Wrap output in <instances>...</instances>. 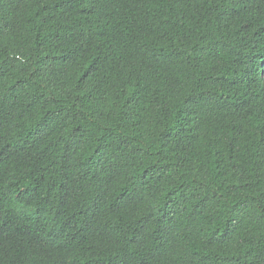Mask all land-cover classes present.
<instances>
[{
    "label": "trees",
    "instance_id": "obj_1",
    "mask_svg": "<svg viewBox=\"0 0 264 264\" xmlns=\"http://www.w3.org/2000/svg\"><path fill=\"white\" fill-rule=\"evenodd\" d=\"M0 264H264V0H0Z\"/></svg>",
    "mask_w": 264,
    "mask_h": 264
}]
</instances>
